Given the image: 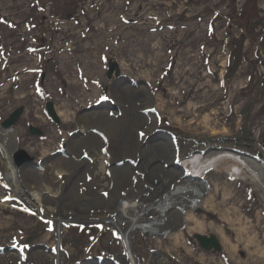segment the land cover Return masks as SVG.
<instances>
[{"label":"rangeland","instance_id":"1","mask_svg":"<svg viewBox=\"0 0 264 264\" xmlns=\"http://www.w3.org/2000/svg\"><path fill=\"white\" fill-rule=\"evenodd\" d=\"M110 60L117 63L119 78L114 71L108 75ZM77 61L96 63V82L75 75ZM68 76L81 91L91 84L86 100L75 97L73 117L114 104L111 91L118 79L138 106L140 87L147 90L158 124L183 133L177 138L173 133V142L168 138L170 148L159 129L142 138L163 147L156 163L182 170L204 196L192 209L193 219L179 225L177 241L170 238L175 230L170 224L164 229L170 234L131 231L128 248L138 264H264V0H0V127L22 107L13 124L21 140L16 152L25 150L33 163L21 165L38 174H44L46 156L63 153L67 137L80 130L74 121L67 131L62 128L53 96H65ZM47 102L59 122L49 117ZM115 113L121 111H108ZM241 128L251 138L245 145L236 138ZM88 154L82 151L84 159ZM153 154H144L146 161L152 162ZM124 158L135 167L142 156ZM196 158L217 159L216 170L198 172ZM12 160L15 165L14 155ZM235 164L240 165L231 168ZM86 172L84 179H92ZM97 210L102 217L65 219L59 228L56 218L39 215L18 197L0 169V256H10L13 264H54L51 255L33 259L36 252L29 250L45 248L54 255L58 244L60 264H126L121 231L107 208ZM196 234L214 235L220 250L204 249Z\"/></svg>","mask_w":264,"mask_h":264},{"label":"bare ground","instance_id":"2","mask_svg":"<svg viewBox=\"0 0 264 264\" xmlns=\"http://www.w3.org/2000/svg\"><path fill=\"white\" fill-rule=\"evenodd\" d=\"M66 65L63 63L64 67ZM73 66L80 69L79 71L74 69L75 75L81 74L86 82L97 81L96 63L77 61ZM168 72L164 70V74H169ZM165 79L173 80L170 74ZM64 80L65 96L53 93L58 101L62 128L67 131L76 122L80 130L74 132V136L67 137L64 146L62 145L63 153L59 154L57 151V157L46 156L44 174H38L31 165L13 164L12 157L21 142L18 139L19 132L13 125L8 128L0 127V169L14 193L27 201L39 215L56 218L59 228V221L65 219L76 221L82 219L81 217L84 218L82 220L89 218L92 221L95 216L102 217L98 211L103 212V210L97 208H107V217L112 219L110 222L121 231L123 236L124 253L120 257L126 264H138L128 248L131 231L138 229L149 234L161 233V230L166 229L170 224L175 228L170 238L174 241L179 240L182 232L178 227L183 219H193L191 212L204 196L203 188L193 182L192 178L188 180V176L184 175L182 170L156 163L158 157L162 155L163 147L160 150L157 144L149 146L150 138H142L148 131L159 129L157 133H161L159 117L152 107V97L147 90L140 87L142 102L138 106L128 85L122 86L117 79L111 91L114 104L101 103L102 105H97L93 110L73 117L70 110L75 97L81 101L86 100L88 95L86 89L90 90L91 84L89 86L85 84L84 90L81 91L71 76L65 77ZM23 81L26 82L27 79ZM91 89L96 92L94 88ZM141 108L146 109L141 112ZM112 109L121 111V114H108ZM41 124L45 123L41 121ZM139 129L142 134L139 133ZM100 132H104L105 137L98 136ZM137 137L142 138L141 141L138 142ZM160 138L167 148L171 147V141L166 134L161 133ZM85 150L90 154L87 155L89 158L84 159L82 151ZM152 150H154L151 157L153 161H146L144 154H150ZM101 151L105 153L101 154ZM134 152L142 156L135 167L124 158ZM54 156L55 159L50 161ZM133 158L138 156L134 155ZM70 161L72 164L69 163ZM38 165L36 163L33 166ZM85 171L92 179H84ZM32 172L35 173L33 178L27 176ZM195 175L197 179L200 177ZM42 182H46L47 185L43 186ZM33 183L36 185L33 186ZM27 189L33 190L35 196L31 197ZM104 190L107 191L106 196L102 194ZM61 202L62 205L59 204ZM85 205L92 207L93 211L84 210ZM68 209L72 210L68 211ZM56 216L62 217L60 219ZM122 220L127 226L123 227L119 224ZM194 228L187 227L188 230ZM162 232L170 234V230ZM58 247L57 244V252L54 255L45 248L34 249L35 247L32 248L34 250L30 249L29 253L36 252L31 255L33 259L44 257L46 260L51 255L54 264H60L63 250L60 251ZM6 256L8 255L0 256V264H13L8 259L10 256Z\"/></svg>","mask_w":264,"mask_h":264},{"label":"water","instance_id":"3","mask_svg":"<svg viewBox=\"0 0 264 264\" xmlns=\"http://www.w3.org/2000/svg\"><path fill=\"white\" fill-rule=\"evenodd\" d=\"M113 71L115 72L116 77H118L119 76V69L117 68V63L115 61L110 60L109 65H108V75H111V73ZM46 110H47L49 117L57 122L58 118L54 112V109H53L51 102H47ZM21 111H22V107L16 108L6 119H4L1 122V127L8 128L11 125H13L15 123V121L18 119ZM30 129L34 134H39V130L37 128L30 126ZM160 131L162 134H164V135L166 134L167 138L171 139L172 142L174 141V135L172 134L171 131H169L168 129H165L164 126H160ZM14 157H15V162L17 165H21L23 162L26 163V162H32L33 161V158L31 156H29V154L23 149H20L17 152H15ZM34 164H36V163H34ZM196 238L198 239L200 245L204 249L213 248L215 250H220L219 241L214 235L209 234L207 236V235L196 234Z\"/></svg>","mask_w":264,"mask_h":264},{"label":"trees","instance_id":"4","mask_svg":"<svg viewBox=\"0 0 264 264\" xmlns=\"http://www.w3.org/2000/svg\"><path fill=\"white\" fill-rule=\"evenodd\" d=\"M233 56L235 58V61L239 58L238 52H233ZM171 129V128H170ZM171 131L174 133L175 137H180L181 135H183V133L181 131H177L174 132V130L171 129ZM238 136V137H237ZM236 138L241 139V144L245 145L247 144V142H249L248 140H250V136L247 135V133H245V131L243 130V128H241V131H239V133L237 134ZM241 137V138H239ZM214 170H216V168H214Z\"/></svg>","mask_w":264,"mask_h":264}]
</instances>
